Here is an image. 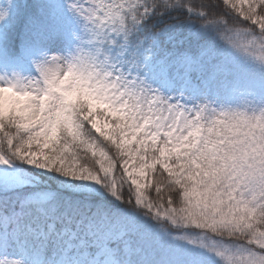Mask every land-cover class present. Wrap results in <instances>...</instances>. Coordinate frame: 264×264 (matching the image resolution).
<instances>
[{"label":"snow or ice","instance_id":"obj_1","mask_svg":"<svg viewBox=\"0 0 264 264\" xmlns=\"http://www.w3.org/2000/svg\"><path fill=\"white\" fill-rule=\"evenodd\" d=\"M236 56L264 0H0V264H264Z\"/></svg>","mask_w":264,"mask_h":264},{"label":"trees","instance_id":"obj_2","mask_svg":"<svg viewBox=\"0 0 264 264\" xmlns=\"http://www.w3.org/2000/svg\"><path fill=\"white\" fill-rule=\"evenodd\" d=\"M236 63L240 66L241 71L245 74V79L242 83L246 90L245 95L255 96L256 103L259 104V97L264 94V65L260 64L252 57L236 56ZM242 100L240 95L233 99L234 104H239ZM242 106V105H241Z\"/></svg>","mask_w":264,"mask_h":264}]
</instances>
